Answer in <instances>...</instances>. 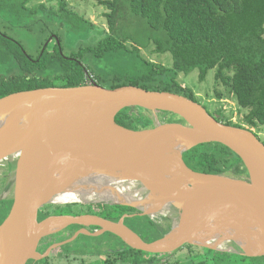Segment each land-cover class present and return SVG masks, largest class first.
<instances>
[{
    "label": "water",
    "instance_id": "95a60500",
    "mask_svg": "<svg viewBox=\"0 0 264 264\" xmlns=\"http://www.w3.org/2000/svg\"><path fill=\"white\" fill-rule=\"evenodd\" d=\"M133 107L149 111L154 125L131 129L115 120ZM158 112L180 119L161 123ZM207 143L234 152L247 174L189 167L183 154ZM11 156L16 157L13 196L0 223V264H39L64 244L106 234L165 258L196 247L264 256L263 141L253 129L218 121L182 94L134 85L109 88L94 80L10 93L0 98V163ZM94 173L135 179L146 192L137 200H120L114 191L117 199L97 201L128 206L150 218L162 210L175 212L170 229L149 240L126 223L133 215L114 220L94 208H49L57 204L54 195ZM7 192L4 188L0 201ZM71 225L81 228L63 235Z\"/></svg>",
    "mask_w": 264,
    "mask_h": 264
},
{
    "label": "trees",
    "instance_id": "16d2710c",
    "mask_svg": "<svg viewBox=\"0 0 264 264\" xmlns=\"http://www.w3.org/2000/svg\"><path fill=\"white\" fill-rule=\"evenodd\" d=\"M31 1L0 0V98L23 90L82 85L92 76L101 85L110 80L109 88L134 85L182 94L198 102L176 77L198 69L199 80L203 81L208 71L214 69L215 79L232 92L239 106L248 108L244 116L248 128L264 124V0H95L106 10L108 32L102 31L103 36L97 41L81 44L69 53L63 51L61 37L56 34V39L43 42L35 55L27 53L18 40L10 37L5 26L21 27L27 19L36 20L37 15L65 24L70 32L88 31L95 25L69 10L64 0L58 11L47 9L44 4L31 7ZM150 43L155 52L171 54L172 67L141 55L140 49ZM135 108L123 109L115 120L131 129H138V125L140 129L147 128L153 117L148 118L144 112H150L142 108V113L130 114ZM209 113L225 124L244 127L231 123L219 112ZM183 159L200 172L247 174L242 160L218 143L198 145L185 152ZM10 202L7 212L12 199ZM116 211L136 210L118 206ZM134 219H143L149 226L145 232L149 234L154 229L161 233L159 237L172 224L168 217H162L160 223L149 217ZM194 249L195 254H201L197 255L196 264H264V256ZM148 255L124 244L123 249L105 253L98 264L170 263L169 259L160 261L156 255ZM39 264H51L50 256Z\"/></svg>",
    "mask_w": 264,
    "mask_h": 264
},
{
    "label": "rangeland",
    "instance_id": "374dc122",
    "mask_svg": "<svg viewBox=\"0 0 264 264\" xmlns=\"http://www.w3.org/2000/svg\"><path fill=\"white\" fill-rule=\"evenodd\" d=\"M67 4V8L81 16L86 20H89L95 25V28H90L88 31L70 32L65 24H59L55 20L46 19L45 16L37 15L36 20L27 19L22 23L23 26L19 27L18 24H13L11 26H5L6 33L18 40L25 48V51L30 55H35L41 48L42 44L51 41L55 38V35L61 37V43L63 51L65 53L72 52L79 45H86L97 41L103 36L102 31L108 32V25L105 17L106 10L102 6H98L95 0H64ZM61 0H32L29 6H39L44 4L47 9L53 11H58L60 8ZM43 28L44 30H41ZM54 35V36H53ZM46 40V41H45ZM154 44L150 43L146 48H141L140 53L143 57L151 62L162 64L165 67H172L173 59L169 52L164 54H159L154 51ZM215 70H209L206 78L201 81L198 77V69H194L188 75L179 73L176 77L177 82L184 89L191 91L195 96L198 103L202 104L209 112L213 115L215 113H220L223 118L228 119L231 123L240 124L246 128L248 125L244 122V116L248 112V108H243L239 106L235 100L232 92L222 84L221 81L215 79ZM91 80H95L94 77L90 76ZM90 82V81H89ZM108 87L110 85V80L103 84ZM220 94V96H218ZM142 113L139 108H135L133 113ZM146 116L151 119L152 114L148 112ZM158 119L161 123L171 122L177 120L174 114L170 112H158ZM167 119V121H166ZM179 120V119H178ZM141 124V122H140ZM154 125V120L151 122L147 128H151ZM140 129V125L137 127ZM257 134V136L264 141V124L258 123L255 127H250ZM211 147L218 148L216 145ZM6 161L0 163V195L3 193L4 188L8 189V192L3 199L0 201V220L5 219L8 212V206L11 203L13 196V184L10 183L11 180V170L6 165ZM227 175H232V173H226ZM61 205V204H57ZM51 209L52 207L49 206ZM54 211V210H53ZM136 218V217H135ZM2 220V221H3ZM172 222V221H171ZM126 223L131 226L134 230L138 231L145 237L151 240L157 239L161 233L156 230L147 234L149 231V226L143 219L130 218ZM146 231V232H145ZM147 234V235H146ZM121 240L114 235H102L98 237H80L75 241L69 243L62 249L53 250L52 258L50 259L51 264H98L100 254L107 251L108 246L120 245ZM95 247H97L95 249ZM81 251L80 255H69V258L62 259L56 257V253L61 252L67 253L70 251ZM183 251L176 254L173 257L165 258L163 256H157L160 261L169 259V264H196L199 260L196 252ZM202 252V251H200ZM50 254V255H51ZM151 256L148 255V257ZM174 259H180L179 262H174ZM250 263V262H248Z\"/></svg>",
    "mask_w": 264,
    "mask_h": 264
},
{
    "label": "bare ground",
    "instance_id": "6f19581e",
    "mask_svg": "<svg viewBox=\"0 0 264 264\" xmlns=\"http://www.w3.org/2000/svg\"><path fill=\"white\" fill-rule=\"evenodd\" d=\"M15 158V156H11L8 161H15ZM114 191L118 193L117 197L120 200H137L146 194L142 185L135 179H116L104 173H94L75 179L65 189L54 195L51 200L57 204L73 201L112 200L117 199L114 197ZM162 211L153 214L151 218L160 223L161 218L168 217L169 213Z\"/></svg>",
    "mask_w": 264,
    "mask_h": 264
},
{
    "label": "flooded vegetation",
    "instance_id": "af4514ba",
    "mask_svg": "<svg viewBox=\"0 0 264 264\" xmlns=\"http://www.w3.org/2000/svg\"><path fill=\"white\" fill-rule=\"evenodd\" d=\"M54 36V35H53ZM14 161H6V166L9 167V169L11 170V172L13 171L14 169ZM12 175V173H11ZM49 206H51L52 210L54 211H60V210H65V209H82V208H94V209H99V210H102L104 211L105 213H107L109 215V217H111L112 219L114 220H118L122 215L124 214H127V215H133V216H129L126 218V221L129 220L130 218H135V217H147V216H140L138 215V210L136 211H123V212H117L116 211V207L118 206H122V205H112V204H108V203H103L101 201H88V202H71V203H68V204H61V205H57V204H49ZM125 207H128V206H125ZM131 208V207H129ZM176 217V213L175 212H169L168 213V218L169 219H172V221L175 219ZM150 218V217H149ZM131 227V226H130ZM81 226L80 225H71L67 228H65L64 230V234L63 235H70V234H73L76 230L80 229ZM106 235H113V234H106ZM115 236V235H114ZM117 237V236H116ZM118 238V237H117ZM120 240V239H119ZM75 241V240H74ZM71 243V242H70ZM69 243L67 244H64L62 245L61 247H59L58 249H62L63 247H65L66 245H68ZM124 242L121 241L120 245H112V246H108V249L107 251L105 252H102L100 254L101 258H99V261L102 259V256L105 255V253H108V252H112L114 250H120V249H123L124 248ZM126 245V244H125ZM97 247H95L96 249ZM80 252L81 251H70V252H67V253H62L60 254V252L56 253V257L57 258H60V260L62 259H67L69 258V255H80ZM52 254L50 255V259L52 258L51 257ZM62 258V259H61Z\"/></svg>",
    "mask_w": 264,
    "mask_h": 264
}]
</instances>
